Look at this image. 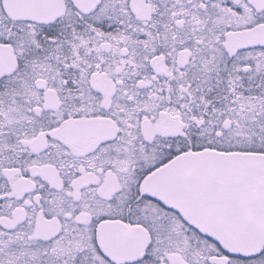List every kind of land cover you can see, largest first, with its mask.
I'll return each mask as SVG.
<instances>
[{"label": "snow or ice", "instance_id": "snow-or-ice-1", "mask_svg": "<svg viewBox=\"0 0 264 264\" xmlns=\"http://www.w3.org/2000/svg\"><path fill=\"white\" fill-rule=\"evenodd\" d=\"M0 264H264V0H0Z\"/></svg>", "mask_w": 264, "mask_h": 264}]
</instances>
